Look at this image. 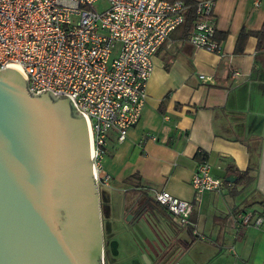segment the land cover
Returning <instances> with one entry per match:
<instances>
[{
    "label": "crops",
    "instance_id": "0c3cea01",
    "mask_svg": "<svg viewBox=\"0 0 264 264\" xmlns=\"http://www.w3.org/2000/svg\"><path fill=\"white\" fill-rule=\"evenodd\" d=\"M214 1L223 55L194 51L189 34L176 27L152 57L138 122L122 141L116 131L107 133L102 162L111 180L102 196L114 198L119 228L135 245L121 264H159L155 256L150 262L141 258L143 251L130 234L146 210L163 218L178 248L172 264H264V45L248 35L236 49L242 30L262 29L264 0ZM202 160L222 188L194 204L188 225H175L155 193L165 190L193 201L191 177ZM244 171L252 180L242 188L237 180ZM244 210L261 214L262 224L240 231L233 216Z\"/></svg>",
    "mask_w": 264,
    "mask_h": 264
},
{
    "label": "built area",
    "instance_id": "2783aa9c",
    "mask_svg": "<svg viewBox=\"0 0 264 264\" xmlns=\"http://www.w3.org/2000/svg\"><path fill=\"white\" fill-rule=\"evenodd\" d=\"M96 1L0 0V70L18 67L33 96L46 89L54 100H70L73 112L83 116L88 126L92 177L98 186H105L111 180L102 162L107 133L116 131L122 141L138 122L152 57L183 23L185 4L182 0H106L108 7L98 11ZM214 4V0L197 1L187 39L194 51L223 55L215 38ZM191 187L193 201L165 190L154 196L181 226L190 223L194 204L205 193L221 190L222 180L202 160L192 174ZM233 221L242 231L259 227L263 216L244 210L235 213Z\"/></svg>",
    "mask_w": 264,
    "mask_h": 264
},
{
    "label": "water",
    "instance_id": "95a60500",
    "mask_svg": "<svg viewBox=\"0 0 264 264\" xmlns=\"http://www.w3.org/2000/svg\"><path fill=\"white\" fill-rule=\"evenodd\" d=\"M72 111L68 98L33 96L17 70H0V264H101L106 242L118 253L104 233L88 126ZM146 211L129 231L141 258L172 264L178 248Z\"/></svg>",
    "mask_w": 264,
    "mask_h": 264
},
{
    "label": "rangeland",
    "instance_id": "374dc122",
    "mask_svg": "<svg viewBox=\"0 0 264 264\" xmlns=\"http://www.w3.org/2000/svg\"><path fill=\"white\" fill-rule=\"evenodd\" d=\"M94 7L98 11H103L108 7V2L106 0H99L94 3ZM105 187L104 185L99 184V197L101 196L102 201L105 206V212L102 213L103 223H104V233L109 237L110 239H117L119 241V248L117 255L109 256V264H121L122 260L125 259V256L127 254H132L134 250V244L133 239L129 237L130 235L127 233V231L124 229L119 228V214L118 209L115 204V200L112 196L104 197L102 196V193L104 191ZM126 231V232H125ZM128 234L129 236L125 235ZM122 244V246H121ZM123 249H126L125 252ZM121 250L123 251V254H119V251L121 253ZM109 251V248L108 250ZM125 253V254H124ZM106 260V259H105ZM102 264V263H101ZM105 264L107 262L105 261Z\"/></svg>",
    "mask_w": 264,
    "mask_h": 264
},
{
    "label": "trees",
    "instance_id": "16d2710c",
    "mask_svg": "<svg viewBox=\"0 0 264 264\" xmlns=\"http://www.w3.org/2000/svg\"><path fill=\"white\" fill-rule=\"evenodd\" d=\"M168 1H175V0H168ZM185 4V11H184V21L181 24V26L184 28L186 34H190L192 30V22L195 18V10H196V1L194 0H182ZM248 35H254L258 40V45L262 46L264 45V25L262 29L259 32H246L242 30L238 36L237 43H236V49L238 51L241 50L245 39L248 37ZM224 35H215L216 39H221ZM72 115H74V112L72 111ZM252 180V177L250 176L248 171H244L240 173V176L237 180L238 185L242 186V188L248 186ZM254 212V211H253Z\"/></svg>",
    "mask_w": 264,
    "mask_h": 264
},
{
    "label": "flooded vegetation",
    "instance_id": "af4514ba",
    "mask_svg": "<svg viewBox=\"0 0 264 264\" xmlns=\"http://www.w3.org/2000/svg\"><path fill=\"white\" fill-rule=\"evenodd\" d=\"M102 197L100 196V204H101V215H102V213H104L105 212V206H104V203H103V201H102V199H101ZM103 219V218H102ZM108 248H109V244H108V242H106V251H105V253H104V256H103V258H102V260H101V263L103 262V264H105V261L107 262V264H109V256H108ZM106 259V260H105Z\"/></svg>",
    "mask_w": 264,
    "mask_h": 264
},
{
    "label": "bare ground",
    "instance_id": "6f19581e",
    "mask_svg": "<svg viewBox=\"0 0 264 264\" xmlns=\"http://www.w3.org/2000/svg\"><path fill=\"white\" fill-rule=\"evenodd\" d=\"M13 69H16L17 71H20V69H19L18 67H15V68H13Z\"/></svg>",
    "mask_w": 264,
    "mask_h": 264
}]
</instances>
